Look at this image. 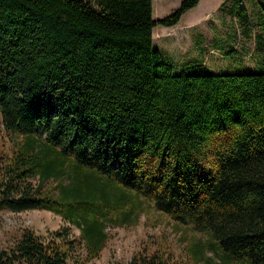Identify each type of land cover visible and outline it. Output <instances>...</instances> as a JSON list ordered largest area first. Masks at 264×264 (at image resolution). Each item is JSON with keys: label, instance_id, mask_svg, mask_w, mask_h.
Listing matches in <instances>:
<instances>
[{"label": "trees", "instance_id": "1", "mask_svg": "<svg viewBox=\"0 0 264 264\" xmlns=\"http://www.w3.org/2000/svg\"><path fill=\"white\" fill-rule=\"evenodd\" d=\"M198 2L153 18L152 0H0V211L46 209L79 231L24 229L0 264L98 257L107 224L136 205L124 189L207 236L194 256L220 260L196 264H264L261 29L235 0L225 38L201 51L233 69H180L152 44ZM237 36L253 40V68L226 49ZM113 264L182 263L144 249Z\"/></svg>", "mask_w": 264, "mask_h": 264}, {"label": "rangeland", "instance_id": "2", "mask_svg": "<svg viewBox=\"0 0 264 264\" xmlns=\"http://www.w3.org/2000/svg\"><path fill=\"white\" fill-rule=\"evenodd\" d=\"M180 1L152 0L153 18H160L171 13L179 5ZM234 2L235 0H201L196 9L192 8V10L187 11L176 26L170 30L168 34L169 38L159 41V43H162L159 48L163 52L164 57L170 60H174L173 58H175L178 61H176L177 63L187 65L186 70L188 71L201 68L198 66L200 63L197 62H201L202 65L215 70L235 68L234 66L230 68L234 64L230 58L223 55L220 56L216 51L213 52L210 49L209 52L212 56L209 57L206 53L203 57L196 50L193 52L191 50L192 48L189 49L190 41L192 45L196 43L198 45L200 44L202 40L200 38L201 35L206 37L208 40L207 43L214 36L219 40L225 38L229 28L227 12ZM242 2L251 14L252 26L256 30L261 29L257 32L264 41V30H262L264 26V0H242ZM259 15L263 16L261 20L258 17ZM192 18H196L197 20L194 21V24L186 23L188 19L190 20ZM193 25L197 26L198 29H195L194 32L192 31L189 35V29ZM160 29H163V26L157 25L152 31V34L154 33L155 35H153L155 44H157V39L161 37L157 33ZM242 43H245V49L242 47ZM253 44V40L244 41L243 38L237 36L234 37L233 43H226V49L230 47L236 49V63L240 60L245 61L244 68H253L254 61L249 59ZM243 56L245 57L243 58ZM6 145H9L10 148L9 142ZM107 180L105 181L108 185L107 187L115 192V181L110 177ZM53 183L55 182L53 181ZM116 184L118 188H122L120 184ZM124 191L136 203L131 209L132 213L128 219L122 223L110 222L107 224L105 228L107 238L98 257L87 262L84 260L86 251L81 248L78 252L80 253V261L74 262V264H113L116 261L127 262L134 253L144 251V249H147V251L157 249L171 251L176 261H180L182 264L203 263L204 258L208 256L216 262L220 260L219 255L209 247H204L205 250L203 253H196V258L193 254L194 245L204 244L207 241L205 234L193 230L189 224L172 219L166 213L158 210L154 202L150 199L136 195L134 191L128 189H124ZM66 227L70 228L72 236L79 237V231L76 227L49 210L30 209L20 212L1 210L0 249L13 246L24 229H30L35 234L47 238L51 231L61 230ZM232 264H234V261Z\"/></svg>", "mask_w": 264, "mask_h": 264}, {"label": "crops", "instance_id": "3", "mask_svg": "<svg viewBox=\"0 0 264 264\" xmlns=\"http://www.w3.org/2000/svg\"><path fill=\"white\" fill-rule=\"evenodd\" d=\"M200 1L201 0H199V2H198V4L193 8V9H196L198 6H199V4H200ZM190 10H192V9H190ZM189 10V11H190ZM194 12V11H193ZM185 14H183V16H184ZM183 18V17H182ZM194 21H197L196 20V18H192V19H188V21L186 22V23H195ZM197 24V23H196ZM176 26V24L175 25H173V26H170V27H166V26H163V29H160L159 31H157V33L158 34H160V36L161 37H159L158 39H157V44H155L154 42H155V40H154V33L152 34V44L154 45V47H156L157 49H159L160 50V48H159V46L160 45H162V43H159V41H161V40H166V39H168L169 38V36H168V34L170 33V30H172V28H174ZM154 29V28H153ZM165 29V30H164ZM195 29H198V27L197 26H192L190 29H189V35H190V33L193 31L194 32V30ZM153 31V30H152ZM154 35V36H153ZM206 35H207V32H206ZM200 38L202 39L201 41H200V44L198 45L197 43L195 44V45H192V42L190 41V48L189 49H191L193 52H195V50L197 51V52H199L200 53V55L201 56H203L204 57V54H206V53H204V54H202V50L204 49V46H203V44H206L207 43V39H206V37L205 36H200ZM210 40V39H209ZM213 40L214 39H212V40H210L207 44H211L212 42H213ZM160 52L162 53V55H164L163 54V52L160 50ZM210 53V52H209ZM209 57H210V55H209ZM174 60H172V62L173 63H175L176 64V66L178 67V68H184V69H186L188 66L186 65V66H183V65H185V64H179V63H177L178 61L175 59V58H173ZM177 61V62H176Z\"/></svg>", "mask_w": 264, "mask_h": 264}]
</instances>
